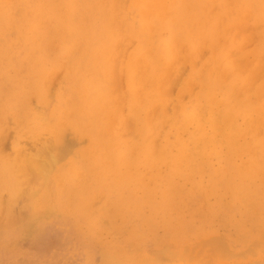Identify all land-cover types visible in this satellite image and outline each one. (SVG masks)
<instances>
[{"label": "rangeland", "instance_id": "obj_1", "mask_svg": "<svg viewBox=\"0 0 264 264\" xmlns=\"http://www.w3.org/2000/svg\"><path fill=\"white\" fill-rule=\"evenodd\" d=\"M233 1L0 0V264H264V0ZM83 88L120 113L103 178Z\"/></svg>", "mask_w": 264, "mask_h": 264}, {"label": "bare ground", "instance_id": "obj_2", "mask_svg": "<svg viewBox=\"0 0 264 264\" xmlns=\"http://www.w3.org/2000/svg\"><path fill=\"white\" fill-rule=\"evenodd\" d=\"M224 1V0H223ZM225 1H227V0H225ZM234 3V1L233 0H231V4H233ZM210 17H208V18H216V16L214 15V14H211V15H209ZM10 21V19H9V15H8V10H7V7L5 6V5H1L0 4V29L1 28H3L4 26V24H6V23H8ZM70 23L69 22H67L66 23V25H69ZM261 26V25H260ZM249 28V27H248ZM258 28V27H257ZM217 31H219V30H217ZM220 32V36H223V34H224V32H221V31H219ZM68 38V37H67ZM42 40V39H41ZM68 47H66V50L68 51V49H67ZM73 48V47H72ZM70 49V48H69ZM215 49V48H214ZM70 51H71V49H70ZM214 51V50H213ZM71 52H73V51H71ZM150 52V51H149ZM148 52V53H149ZM70 55H71V53H70ZM261 58H263V57H261ZM238 62V61H237ZM245 62V61H244ZM91 63H94V62H91ZM249 66H250V64H249ZM130 67H134V64H131V66ZM128 68L127 67V69L126 70H132L131 68ZM204 67H205V65H204ZM252 67V66H251ZM258 67H261V65H258ZM263 70V69H262ZM261 70H259V72H260ZM241 74H242V72H241ZM243 74H244V72H243ZM228 77V76H227ZM86 80L87 81H90V78H86ZM248 80V79H247ZM251 82H253L252 80H251ZM197 85V84H196ZM253 86V85H252ZM157 90V89H156ZM187 90H189L188 88H187ZM249 90V89H248ZM255 91H256V89H255ZM110 92V90H109V88L107 89V88H103V89H100L99 91H97L96 93H92V92H89V91H87V90H84V88L81 90V91H79V92H76L75 93V95H74V97H72L71 98V101L72 102H70L71 104H69V106L67 105V108H66V110L63 112L64 114H65V120L64 121H71V120H73L74 119V117L75 116H77V115H75V113H77V112H79V111H81V108H83L86 104H88V103H90L91 102V99L92 98H95L96 99V105H94L93 106V110H92V112H93V115H91L92 116V119H94L95 120V123H93V125H90V124H88V125H86L85 124V122H83L81 125H79V127H78V129H77V132L78 133H84V134H86L87 136H89L88 138H89V140H90V142L88 143V145H87V147L86 148H84L81 152H80V155H82L84 158H85V160H87V161H90V162H92V160H94V159H98V160H100V159H102L103 160V162L102 163H100L99 164V166H97V167H95L93 170H98V174H99V177H101V178H103V177H106V175L108 174V173H110L116 166H118V164L122 161V160H124V156L122 155V154H119V153H113V151H115L116 150V145L111 141V139H110V136H112V135H110L112 132L109 130V124L110 123H108V121H109V119L111 118V117H114V116H119L120 117V113H119V110H118V106H117V104H115L114 102H110V100H109V95H108V93ZM219 93V92H218ZM218 93L216 92V94H215V96L216 95H218ZM137 95H138V93H137ZM211 95V94H210ZM139 96V95H138ZM214 95L212 94V97H213ZM214 96V97H215ZM199 97V96H198ZM211 96H210V98L211 99H213ZM200 98V97H199ZM155 99V98H154ZM214 100H215V98H214ZM223 101V100H222ZM251 101V100H250ZM218 102V101H217ZM216 102V103H217ZM221 102V101H220ZM220 102H218L219 104H221ZM69 103V102H68ZM67 103V104H68ZM199 103H201V102H199ZM217 103V104H218ZM223 103V102H222ZM216 105V104H215ZM239 105V104H238ZM199 106V105H198ZM203 105H201V107H202ZM226 106H228V103L226 104ZM234 106H236L235 104H234ZM205 107H206V104H205ZM215 107V106H214ZM223 107V106H222ZM231 107H233V106H231ZM212 108V107H211ZM179 109V108H178ZM202 109V108H201ZM124 110H125V108H124ZM193 110H196L195 112H197V110H198V108H196V109H193ZM225 110V109H224ZM223 110V111H224ZM231 110H233V108H231ZM231 110H230V108H229V111L231 112ZM236 111H238V108L237 109H235ZM233 111V112H236V111ZM246 110V109H245ZM253 110V109H252ZM178 111V110H177ZM205 111V110H204ZM208 111V110H207ZM219 111V110H218ZM217 111V112H218ZM229 111H227L226 110V112H229ZM189 112V111H188ZM191 112V111H190ZM239 112V111H238ZM178 113V112H177ZM198 113V112H197ZM209 113V112H208ZM237 113V112H236ZM225 114V113H224ZM239 114H241V112L240 113H238L237 115H239ZM192 115L193 114H191V117H190V114H189V121H190V118H196V117H194V115H193V117H192ZM216 115V114H215ZM234 115V114H233ZM248 115V114H247ZM25 116H30V115H25ZM34 116V115H33ZM33 116H31L30 117V121H31V119H34V117ZM139 116H141V115H139ZM195 116H196V114H195ZM202 116V115H201ZM211 116V115H210ZM222 116V115H221ZM235 116V115H234ZM63 117V118H64ZM123 117V115L121 116V118ZM209 117V116H208ZM124 118V117H123ZM40 119H43V118H41L40 117ZM183 119V118H182ZM187 119V118H186ZM209 119V118H208ZM112 120V119H111ZM234 120V119H233ZM232 120V121H233ZM235 120H236V118H235ZM235 120H234V122H235ZM41 121V120H40ZM63 121V122H64ZM200 121V120H199ZM230 121V120H229ZM63 122L62 121H59V124H63ZM111 122V121H110ZM152 122V121H151ZM193 122V121H192ZM208 122H210V121H208ZM197 123H200V122H197ZM196 123V124H197ZM212 123V122H211ZM43 124V123H42ZM112 124V123H111ZM110 124V126L112 127V125ZM138 124H139V122H138ZM176 124H178V123H174V125H176ZM186 124H188L187 122H186ZM227 124H228V122H227ZM232 124H233V122H232ZM149 125V124H148ZM173 125V126H174ZM179 125V124H178ZM178 125H176V126H178ZM180 127H182V124L180 123ZM192 125V124H191ZM200 125H201V123H200ZM221 125V124H220ZM225 125V124H224ZM193 126H194V124H193ZM196 126H198V125H196ZM196 126H194V128L192 129V130H194L195 129V127ZM204 126H206V125H204ZM219 126V125H218ZM236 126V125H235ZM201 128L203 127L202 125L200 126ZM113 128V127H112ZM204 128V127H203ZM202 128V129H203ZM208 128V127H207ZM177 129H178V127H177ZM223 128H221L220 130H222ZM231 129V128H230ZM172 130V129H171ZM182 130V129H181ZM212 129H210V131H211ZM214 130H216V129H213V132H214ZM220 130H219V132H220ZM224 130V129H223ZM227 130H228V128H227ZM226 130V131H227ZM238 130V129H237ZM190 131H191V129H190ZM189 131V132H190ZM199 131H201V130H199ZM205 131V130H204ZM209 131V132H210ZM241 131V130H240ZM109 132H111V133H109ZM134 132H136V131H134ZM193 132V131H192ZM194 132H198V131H194ZM193 132V133H194ZM202 133H203V131H201ZM207 132V131H206ZM208 132V133H209ZM230 132H231V130H230ZM12 133V132H11ZM177 133V132H176ZM188 133V132H187ZM215 133V132H214ZM224 133V132H223ZM239 133V132H238ZM197 134V133H196ZM195 134V135H196ZM201 134V133H200ZM232 134V133H231ZM172 135H175V133L174 134H172ZM176 135H179V134H176ZM175 135V136H176ZM55 136L56 137H59V134H55ZM54 136V137H55ZM201 136V135H200ZM200 136H199V138H200ZM202 136H203V134H202ZM213 136V135H212ZM216 135H214V137H215ZM219 136V135H218ZM224 136V135H223ZM223 136H221V137H223ZM228 136V135H227ZM180 137V136H179ZM220 137V138H221ZM134 138V137H133ZM172 139H173V137H171ZM185 138V137H184ZM190 138H192L193 139V137H190ZM224 138V137H223ZM222 138V139H223ZM61 139V138H60ZM181 139H182V137H181ZM196 139H197V137H196ZM211 139V137L209 138V140ZM215 139V138H214ZM218 139V138H217ZM65 140V139H64ZM180 140V139H179ZM186 140V139H185ZM191 140V139H190ZM195 140V139H194ZM198 140V139H197ZM200 140H201V138H200ZM212 140V139H211ZM210 140V141H211ZM224 140H226V138L224 139ZM49 141V140H48ZM152 141V140H151ZM183 141V140H182ZM199 141V140H198ZM202 141V140H201ZM219 141V140H218ZM221 141V140H220ZM59 142V141H58ZM185 142V141H184ZM186 142H187V140H186ZM186 142H185V144H186ZM189 142V141H188ZM195 142H197L196 140H195ZM212 142V141H211ZM211 142H209L210 144H211ZM222 142V141H221ZM261 142V141H260ZM52 143V142H51ZM50 142H49V145L51 144ZM74 143V142H73ZM202 143V142H201ZM248 143V142H247ZM175 144V143H174ZM215 144V143H214ZM214 144H211V145H213L214 146ZM230 144V143H229ZM44 145H48L47 143L46 144H44ZM48 145V147H46V148H43L42 147V149H41V153L42 152H44L46 149L48 150L47 152L45 151V155L47 156L48 154H50L51 155V153L49 152V151H52V149H55L54 147L55 146H52V147H50ZM52 145V144H51ZM184 145V144H183ZM196 146H197V144H195ZM242 145H243V143H242ZM177 146V145H176ZM189 146H190V144H189ZM220 146H221V144H220ZM245 146V145H244ZM49 147L50 148H52L51 150L49 149ZM64 147V146H63ZM211 147V146H210ZM212 148V147H211ZM242 148V147H241ZM260 148V147H259ZM40 149V148H39ZM43 149H45V150H43ZM57 149V148H56ZM66 149V148H65ZM190 149V148H189ZM195 149V148H194ZM213 149V148H212ZM43 150V151H42ZM66 150H69V149H66ZM204 150V149H203ZM202 149L200 150V151H203ZM22 151V150H21ZM33 151V150H32ZM188 151V150H187ZM191 151H193V150H191ZM235 151V150H234ZM49 152V153H48ZM59 150H58V153H57V155L59 154ZM70 152H71V150H70ZM195 152V151H194ZM197 152V151H196ZM195 152V153H196ZM37 153V152H36ZM40 153V154H41ZM67 153H68V151H67ZM192 153V152H191ZM201 153V152H200ZM216 153V152H215ZM37 154H39V153H37ZM203 154H205V152L203 153ZM29 155V154H28ZM35 155V154H34ZM60 155V154H59ZM66 155H68V154H66ZM197 155V154H196ZM39 156V155H38ZM37 156V157H38ZM53 156V157H52ZM52 156H49L50 158V160H49V162H55V160H56V158H57V156L56 155H52ZM61 156V155H60ZM63 156V155H62ZM61 156V157H62ZM192 156V155H191ZM191 156H189V157H191ZM198 156V155H197ZM201 156V155H200ZM36 157V158H37ZM40 157V156H39ZM196 157V156H195ZM18 158V157H17ZM16 158V159H17ZM29 158H30V155H29ZM194 158V157H193ZM198 158H199V156H198ZM248 158V157H247ZM33 159V158H32ZM185 159V158H184ZM188 159V158H187ZM196 158H194V160H192V159H190V160H192V161H196L195 160ZM249 159V158H248ZM250 160V159H249ZM18 161V160H17ZM61 164H64V161L63 160H58ZM62 161H63V163H62ZM189 161V160H188ZM259 161V160H258ZM28 162V161H27ZM32 162V161H31ZM33 162H35L34 161V159H33ZM191 162V161H190ZM189 162V163H190ZM20 164V163H19ZM30 163H28V165H29ZM49 164V163H48ZM178 164V163H177ZM187 164H188V162H187ZM252 164V163H251ZM251 164H250V166H251ZM9 165H10V163L9 162H3V163H1L0 164V176L1 177H4V176H6L7 174H8V172H9ZM39 165V164H38ZM181 165V164H180ZM180 165H179V167L177 166V168H180ZM185 165V164H184ZM194 165L195 164H193V169H194ZM255 165V168H256V164H254ZM21 166V165H20ZM23 166V165H22ZM31 166V165H30ZM30 166H28L29 168H30ZM45 166V165H44ZM162 166V165H161ZM191 166H192V164H191ZM15 167H17V166H15ZM19 167V166H18ZM32 167V166H31ZM43 167V166H42ZM75 167H76V165H74V166H72V167H70V169H68V171H66V172H70V173H74V171H75ZM112 167V168H111ZM214 167V166H213ZM38 169L40 168V167H37ZM37 168H31V169H29V170H31L32 171V169H33V171H34V174H35V176H43V173H46V171H43V170H45L44 168H43V170L42 169H39V170H42V171H39ZM52 168H54V167H52ZM215 168V167H214ZM252 168V167H251ZM18 169H20V167L18 168ZM190 169H192L191 167H190ZM242 169V168H241ZM253 169V168H252ZM251 169V170H252ZM14 170H15V168H14ZM23 170H24V168H23ZM22 170V171H23ZM28 170V169H27ZM49 170V169H48ZM51 170H53V169H51ZM246 170H247V168H246ZM245 170V171H246ZM258 170V169H257ZM259 170L261 171V168L259 167ZM12 171H13V169H12ZM16 171V170H15ZM15 171H13V173L15 172ZM32 171V172H33ZM54 171V170H53ZM153 171V170H152ZM249 171H250V169H249ZM263 171V170H262ZM261 171V172H262ZM20 172V171H19ZM248 172V171H247ZM250 172H252V171H250ZM249 173V172H248ZM253 173H255L254 171H253ZM33 174V173H32ZM9 175V174H8ZM250 175H251V173H250ZM260 175V174H259ZM13 176V175H12ZM33 176V175H32ZM254 175H251L250 177L252 178ZM263 176V175H262ZM58 177V176H57ZM197 177V176H196ZM254 177H256V176H254ZM253 177V178H254ZM10 178V177H9ZM12 178V177H11ZM34 178V177H33ZM72 178H75V176H74V174L72 175ZM242 178H243V175H242ZM263 178V177H262ZM12 179H14V178H12ZM245 179V178H244ZM249 179V178H248ZM9 180V179H8ZM250 180V179H249ZM12 182V180H9V183H10V185H11V182ZM15 182V181H14ZM13 182V183H14ZM263 182V181H262ZM8 183V182H7ZM6 183V184H7ZM35 183V182H34ZM15 184V183H14ZM79 183H73L71 186H76V185H78ZM187 184V183H186ZM80 185H82V186H88V183L87 182H81L80 183ZM8 187H10V186H8ZM7 187V188H8ZM203 187V186H202ZM14 188H16V185H15V187ZM11 190V189H10ZM36 194V193H35ZM36 196V195H35ZM74 197H76V198H80L79 196H77V195H75ZM38 199V198H37ZM36 200V199H35ZM251 201V200H250ZM236 202V201H235ZM124 221V220H123ZM232 238V237H231ZM208 245V244H207ZM258 245V244H257ZM223 248L225 247V246H222ZM222 249V248H221ZM250 249V248H249ZM249 249L247 250L248 252H246L247 254L249 253V252H253V250H251V251H249ZM214 250H216V249H214ZM220 250V249H219ZM225 250V249H224ZM165 251V250H164ZM223 250H221L220 252H222ZM227 251V250H226ZM225 251V252H226ZM172 253V252H171ZM156 254V253H155ZM157 254H160V253H157ZM162 254V253H161ZM244 254V253H243ZM240 255V256H245V255ZM246 254V255H247ZM164 255V254H163ZM171 255V254H170ZM172 255H173V253H172ZM171 255V256H172ZM175 255V254H174ZM160 256V255H159ZM166 256V255H165ZM247 256H249V255H247ZM251 256H252V254H251ZM254 256V255H253ZM175 257V256H174ZM236 257H237V255H236ZM235 256H233V258H236ZM172 258H173V256H172ZM228 258H230V257H228ZM227 258V259H228ZM245 258V257H244ZM155 260H156V258H155ZM162 260H163V258H162ZM151 261H153V260H151ZM155 262H158V259L155 261ZM161 262V261H160ZM159 262V263H160ZM232 262V261H231ZM158 263V264H159ZM163 263H164V261H163ZM260 263V262H259ZM233 264V263H232ZM257 264V263H256Z\"/></svg>", "mask_w": 264, "mask_h": 264}]
</instances>
